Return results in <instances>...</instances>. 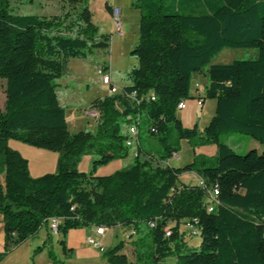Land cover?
<instances>
[{
    "label": "trees",
    "instance_id": "trees-1",
    "mask_svg": "<svg viewBox=\"0 0 264 264\" xmlns=\"http://www.w3.org/2000/svg\"><path fill=\"white\" fill-rule=\"evenodd\" d=\"M12 0H0V79L5 107L0 110V215L3 250L0 263L46 225L60 220L59 233L83 227L133 230L135 264H264V151L236 154L220 141L229 133L264 144V0H133L139 11V41L130 52L137 65L120 94L97 98L100 114L95 133H70L56 96V81L70 59H86L106 50L110 36L98 34L86 0H62V17L17 15ZM32 4V0H27ZM108 10H110L108 8ZM223 49L256 51L249 60L211 65ZM206 81L202 101H215L214 116L203 128L186 129L177 105L190 98L193 76ZM135 92L137 104L128 99ZM154 100H144L145 96ZM137 122L136 157L127 169L96 176L100 167L127 157L126 131ZM154 139L157 150L144 149ZM9 140L56 151V172L32 179L28 162L8 146ZM213 144L216 156H195L181 168L163 163L178 154L180 141ZM147 159L141 160V155ZM94 154L90 171L76 165ZM193 172L198 185L177 188L182 173ZM214 188L218 205L205 209ZM186 221L199 228L197 250L163 251L164 229ZM155 227L150 228L149 223ZM171 233V236H172ZM64 254L65 240L59 241ZM37 248L34 253H39ZM117 243L101 252L107 264H132Z\"/></svg>",
    "mask_w": 264,
    "mask_h": 264
},
{
    "label": "rangeland",
    "instance_id": "rangeland-1",
    "mask_svg": "<svg viewBox=\"0 0 264 264\" xmlns=\"http://www.w3.org/2000/svg\"><path fill=\"white\" fill-rule=\"evenodd\" d=\"M27 0H12L10 8L12 13L17 15H37L43 17H62L69 11L67 5L62 0H32V4H27ZM133 0H86L91 16L92 23L97 27L98 34L109 35L110 45L106 50H97L93 55L86 59H70L66 71L56 81V96L59 105L65 111V119L67 128L70 133L79 131H88L95 133L100 120V114L95 113L91 108V102L97 98L109 96L106 88L101 83V78L97 74V69L101 66L110 68L111 82L117 88L125 87L130 84L127 73L132 67L137 65L136 58L130 56V52L139 41V11L132 7ZM119 7L120 21L123 26V36L118 37L114 33L111 16L108 7ZM107 7V8H106ZM256 57V51L244 49H223L217 54L211 65L230 64L234 60H249ZM201 78L199 92H204V83L206 82L202 75H197ZM194 84L190 88V98L185 100V108L177 111V119L181 121L186 129L197 127L199 140L203 141V128L211 122L214 111L215 101L206 99L202 106L198 105L197 99L194 98ZM5 80L0 79V110L5 107ZM92 114V115H91ZM126 131V127H123ZM144 136H141V143L144 149L156 151L157 144L154 139L144 141ZM220 141L228 145L236 154L245 155L250 150H256L261 153L264 151V144H259L250 137L239 134L229 133L220 136ZM9 148L18 152L28 162V171L32 179H37L45 174H53L56 172L59 160V153L34 148L26 143L9 140ZM136 149V148H135ZM129 149L127 157L116 159L105 167H100L96 171V176H109L117 171H121L130 167L133 162L134 153L137 150ZM195 156H204L213 158L216 156V147L213 144L193 146L187 140L180 141V150L178 160H170V164L174 168H181L190 164ZM144 153L141 155V160L147 159ZM98 159L94 154L84 155L78 161L76 168L79 172L87 174L91 169L92 161ZM180 178L179 181L191 183L190 179ZM165 229L173 230L174 222H169ZM120 228L119 226H117ZM121 229V228H120ZM94 227H83L71 229L63 236H51V243L45 244L46 251L34 257V250L41 247V244H35L37 237L30 238L17 247L13 254H9L5 258H9L8 262L2 264H47L51 260L53 264H107L103 254L86 243V237L94 233ZM122 230V229H121ZM123 233V234H122ZM121 235H115V230L107 229L106 236L101 240V246L104 250H108L115 244L122 242L124 244V253L128 260L135 264V254L133 250V241L135 237L128 238V231L122 230ZM46 240V229L43 227L40 230ZM66 240L67 248L73 249V254H64L59 243L60 240ZM31 242L35 245L29 251ZM176 242L180 244L182 249L199 248L200 236H190L186 221L178 223V232L172 233L168 238L167 244L163 247V251L176 249ZM10 258H19L17 261H9ZM34 258H40L34 261ZM168 258H175V255ZM166 264H173L172 261H166Z\"/></svg>",
    "mask_w": 264,
    "mask_h": 264
},
{
    "label": "built area",
    "instance_id": "built-area-1",
    "mask_svg": "<svg viewBox=\"0 0 264 264\" xmlns=\"http://www.w3.org/2000/svg\"><path fill=\"white\" fill-rule=\"evenodd\" d=\"M120 12L121 11H120L119 7H116V6L110 7V16H111L112 26L114 28V33L118 37L123 36V26H122L121 21H120ZM96 72L101 78L102 85L106 88V90L108 91V93L110 95H116V94L121 93V90H118L116 87L112 86L111 80H110V74L108 73V69L106 68V66L99 67ZM193 87H194V90H193L194 98L197 99L198 105L202 106L203 105V101H202L203 95L201 94V92L198 94L199 85L194 84ZM128 99L136 102L137 104H139L143 100V98L137 100L135 92L128 95ZM148 99L153 101L154 96L150 95V96L144 97L145 101H147ZM184 108H185L184 101L179 102L177 105V111L183 110ZM95 115L96 114L94 112L93 116H95ZM137 122H138V119L135 122L133 120H131L130 124L126 127L127 139L125 141V146L129 149L130 148H133V149L137 148V143H138L137 142V136H138ZM133 156L136 157V153H134ZM171 158L178 160V154H173ZM170 160L171 159H169L167 162L163 163L162 165L170 166V163H169ZM217 205H218V191L216 188H214L213 190H211V193L208 197V203L206 204L205 209L208 213H214ZM59 224H60V220H58L56 218H51L48 220L47 227H48V230H49L51 235L59 236V234H60L59 233ZM149 227L154 228L155 223L150 222ZM186 227L188 228L190 236H198L199 235V228L195 224L188 222V223H186ZM94 229H95L94 235H88L86 237L85 241L88 245L99 250L100 252H103L104 249L101 246V238L104 236L107 229H105L103 227H95ZM171 233H172L171 230L164 229L165 238H169L171 236ZM133 237H135V232L133 230H128V238H133Z\"/></svg>",
    "mask_w": 264,
    "mask_h": 264
},
{
    "label": "crops",
    "instance_id": "crops-1",
    "mask_svg": "<svg viewBox=\"0 0 264 264\" xmlns=\"http://www.w3.org/2000/svg\"><path fill=\"white\" fill-rule=\"evenodd\" d=\"M112 7V6H111ZM107 8V7H106ZM109 8V7H108ZM110 9V8H109ZM109 13H110V10H109ZM106 68L108 69V73L110 74L111 72H110V68L108 67V66H106ZM110 80H111V76H110ZM201 78H200V76H197V75H195V76H193V79H192V82H191V86H192V84H199V85H201ZM111 84H112V82H111ZM205 85H206V82L204 83V86H203V88L205 87ZM112 86H114L113 84H112ZM114 87H116V86H114ZM117 88V87H116ZM124 88V86L123 87H121L120 89L119 88H117L118 90H122ZM108 92V91H107ZM201 94L203 95V92H201ZM204 104V103H203ZM178 155H179V153H178ZM170 166L171 167H173L171 164H170ZM185 178V179H190V181H191V183H187V182H185V181H179V179L180 178ZM184 179V180H185ZM201 182V179L195 174V173H193V172H185V173H182L181 175H180V177L178 178V183H177V188H180L182 185H198L199 183ZM43 227H45V229H46V240L43 238L44 236L43 235H41L40 234V230L43 228ZM114 230H115V235L117 236V234H119V235H121V233H122V230L120 229V228H118V227H115V228H113ZM106 232H107V230H106ZM106 232H105V234H104V236L101 238V240L102 239H104L105 238V236H106ZM123 234V233H122ZM91 235H94V233L93 234H91ZM51 234H50V232H49V230H48V227H47V224L46 225H43L40 229H39V231L33 236V237H31V238H34V237H37L38 238V240H36L35 241V244H41L42 246L41 247H38V248H42L41 249V251L39 252V253H34V257L36 256V255H38V254H40V253H42L43 251H46V248H45V244H50L51 243ZM30 239V238H29ZM34 243H32L31 242V247L29 248V251L31 250V248L35 245ZM116 245V244H115ZM65 248L67 249V250H72V252L70 253V254H68V255H72L73 254V249L72 248H67V246H66V240H65ZM2 250H3V225H2V216L0 215V252H2ZM15 250V249H14ZM17 250V249H16ZM15 250V251H16ZM15 251H11L10 253L11 254H13ZM35 251V250H34ZM9 253V254H10ZM8 254V255H9ZM10 254V255H11ZM7 255V256H8ZM6 256V257H7ZM8 259L9 258H4L3 259V261L0 263V264H2V263H6V262H8ZM11 260H9V261H17V260H19V258H10ZM38 259H40V258H34V261H36V260H38ZM166 261H172V263L174 264L175 262H176V258H166L165 259V264H166ZM34 264H36V263H34ZM47 264H53L52 262H51V260L49 261V262H47Z\"/></svg>",
    "mask_w": 264,
    "mask_h": 264
}]
</instances>
